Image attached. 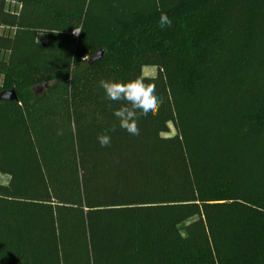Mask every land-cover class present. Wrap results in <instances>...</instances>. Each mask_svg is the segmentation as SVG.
Listing matches in <instances>:
<instances>
[{
  "label": "trees",
  "instance_id": "1",
  "mask_svg": "<svg viewBox=\"0 0 264 264\" xmlns=\"http://www.w3.org/2000/svg\"><path fill=\"white\" fill-rule=\"evenodd\" d=\"M0 75V264H264V0H0Z\"/></svg>",
  "mask_w": 264,
  "mask_h": 264
},
{
  "label": "clouds",
  "instance_id": "2",
  "mask_svg": "<svg viewBox=\"0 0 264 264\" xmlns=\"http://www.w3.org/2000/svg\"><path fill=\"white\" fill-rule=\"evenodd\" d=\"M171 25L172 20L162 13L159 26L163 29L171 27ZM81 31L80 29H73V34L78 35ZM37 43L39 44L38 39ZM86 58L87 56L84 57V59ZM99 86L103 89L107 100L123 102L121 107L113 111V115L118 120L120 128L133 136L140 134L137 113L139 112L140 116L144 118H154L164 104V98L156 92V85L146 83L142 75L126 82L100 80ZM112 131H115V127L112 128ZM58 134L62 135V132ZM97 140L101 147H107L111 144V136L107 133L99 134Z\"/></svg>",
  "mask_w": 264,
  "mask_h": 264
},
{
  "label": "rangeland",
  "instance_id": "3",
  "mask_svg": "<svg viewBox=\"0 0 264 264\" xmlns=\"http://www.w3.org/2000/svg\"><path fill=\"white\" fill-rule=\"evenodd\" d=\"M44 37H45L44 35H40V39H44ZM142 72H143V75H145V76H154L157 72V69L154 66H144L142 68ZM2 80H3V76L0 75V84L2 83ZM170 127H171L170 134H173L174 128L172 125ZM8 180H9V176L4 175V174H0V182L1 183H7Z\"/></svg>",
  "mask_w": 264,
  "mask_h": 264
},
{
  "label": "water",
  "instance_id": "4",
  "mask_svg": "<svg viewBox=\"0 0 264 264\" xmlns=\"http://www.w3.org/2000/svg\"><path fill=\"white\" fill-rule=\"evenodd\" d=\"M0 100L14 101L17 100V94L14 90L0 93Z\"/></svg>",
  "mask_w": 264,
  "mask_h": 264
}]
</instances>
